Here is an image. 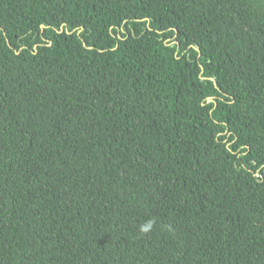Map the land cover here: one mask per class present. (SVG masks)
<instances>
[{
    "label": "trees",
    "instance_id": "1",
    "mask_svg": "<svg viewBox=\"0 0 264 264\" xmlns=\"http://www.w3.org/2000/svg\"><path fill=\"white\" fill-rule=\"evenodd\" d=\"M0 264H264V0H0Z\"/></svg>",
    "mask_w": 264,
    "mask_h": 264
},
{
    "label": "clouds",
    "instance_id": "2",
    "mask_svg": "<svg viewBox=\"0 0 264 264\" xmlns=\"http://www.w3.org/2000/svg\"><path fill=\"white\" fill-rule=\"evenodd\" d=\"M156 224H157L156 218H150L149 220L145 221L144 223H142L140 225L139 231L142 234H148L151 231H153V229L155 228Z\"/></svg>",
    "mask_w": 264,
    "mask_h": 264
}]
</instances>
